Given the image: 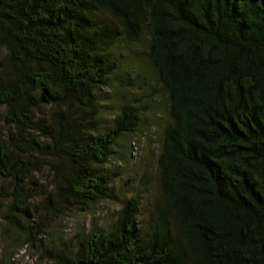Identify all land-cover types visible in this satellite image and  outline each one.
<instances>
[{
	"label": "trees",
	"instance_id": "obj_1",
	"mask_svg": "<svg viewBox=\"0 0 264 264\" xmlns=\"http://www.w3.org/2000/svg\"><path fill=\"white\" fill-rule=\"evenodd\" d=\"M134 46L168 92L155 106L157 88L132 96ZM0 109L1 233L39 260L264 264V0H0ZM158 126L144 204L107 165ZM101 201L120 205L111 225L47 229Z\"/></svg>",
	"mask_w": 264,
	"mask_h": 264
},
{
	"label": "rangeland",
	"instance_id": "obj_2",
	"mask_svg": "<svg viewBox=\"0 0 264 264\" xmlns=\"http://www.w3.org/2000/svg\"><path fill=\"white\" fill-rule=\"evenodd\" d=\"M132 51L137 55H135V57H138L140 60V76L138 75L137 81L134 79L135 86L133 87L134 91L132 93L134 99L139 101L141 96L145 97L153 92V88H157L155 94L151 95L153 100L148 97L152 104L155 106L158 99H162L163 101L167 100V90L162 87L155 78L151 77L152 69L150 62L144 53V49L139 46H134ZM143 72H147L149 76L145 77ZM146 80H148V82H153L154 87H151L150 84L146 83ZM140 103L141 100L139 101V104ZM156 112L164 114L162 107ZM143 117L146 119L148 116L144 114ZM151 119L152 117H150V120ZM7 128L8 126L3 121L0 109V136L7 134ZM145 131L148 132L147 135L141 134L138 138V149L133 148L132 150L129 148L127 153H120L116 156L114 155L110 163L107 165V171L110 174L116 189L122 193L127 192L129 196L133 195V193L140 192L144 204H146L147 201L153 200L158 192V175L154 159L160 148L162 127L146 128ZM130 152L132 158L130 157ZM39 175L42 178L41 182L48 183L51 187V182L48 180V169L45 168V171L39 173ZM142 177H144L143 180ZM38 198L40 199L41 197ZM119 208L120 205L115 201H101L95 203L94 207L89 212H67L61 218H54L49 223L47 229L49 232H52L55 240L60 237H65L67 242H71V240L79 234L78 232H81L84 228H98L100 226L111 225L117 216ZM145 209L146 207L143 211ZM147 214L148 212L146 213V216ZM0 222H2L1 218ZM1 226L3 225L0 223V246L7 247V255L15 260V264H52L49 261L39 260L36 256L31 254L30 249L18 240V235L13 233L15 231L9 230L10 227L8 222L7 235L1 233L4 232V229H2ZM97 230H99V228Z\"/></svg>",
	"mask_w": 264,
	"mask_h": 264
}]
</instances>
